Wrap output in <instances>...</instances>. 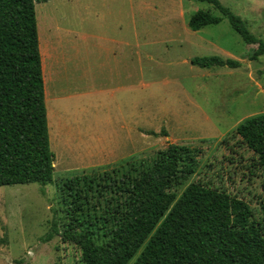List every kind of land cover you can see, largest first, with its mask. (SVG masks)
<instances>
[{
    "label": "rangeland",
    "instance_id": "obj_1",
    "mask_svg": "<svg viewBox=\"0 0 264 264\" xmlns=\"http://www.w3.org/2000/svg\"><path fill=\"white\" fill-rule=\"evenodd\" d=\"M219 1L264 41V0ZM199 10L222 22L192 31L189 20ZM36 15L39 38L49 40L62 29L81 33L95 26L111 33V28L132 26L138 37V75L98 80L92 71L55 79L57 97L46 100L56 158L54 183L0 188V264H83L80 250L59 236L42 242L54 217L61 216L57 181L150 160L169 144L202 151L197 173L180 193L200 182L245 201L260 217L264 177L253 152L232 133L245 119L264 113V55L253 60L257 45L244 43L213 5L194 0H49L36 2ZM78 44L86 48L84 65H97L88 44L81 39ZM214 56L238 61L240 67L191 63Z\"/></svg>",
    "mask_w": 264,
    "mask_h": 264
},
{
    "label": "trees",
    "instance_id": "obj_2",
    "mask_svg": "<svg viewBox=\"0 0 264 264\" xmlns=\"http://www.w3.org/2000/svg\"><path fill=\"white\" fill-rule=\"evenodd\" d=\"M47 1L0 0V188L54 183L36 15V2ZM194 1L213 5L244 43L257 45L253 60L264 55V41L219 0ZM221 22L199 10L189 28ZM191 63L240 67L217 56ZM232 137L253 152L264 177V113L245 119ZM201 155L199 148L169 144L150 160L57 181L61 216L42 242L59 236L80 250L83 264H264V200L257 217L250 204L220 188L194 182L180 193Z\"/></svg>",
    "mask_w": 264,
    "mask_h": 264
},
{
    "label": "crops",
    "instance_id": "obj_3",
    "mask_svg": "<svg viewBox=\"0 0 264 264\" xmlns=\"http://www.w3.org/2000/svg\"><path fill=\"white\" fill-rule=\"evenodd\" d=\"M126 27V29L115 28V31L111 28V33H108L105 28L95 26L84 28L81 33L61 28V33L51 35L50 40L47 37L46 39L40 37L46 100L57 97L55 79H64L68 75L82 74L84 76L88 72L96 71L95 78L98 80L119 81L133 77L137 79V31L132 26ZM128 30H135L134 35L132 32L124 35ZM80 39L88 44L89 57L97 65L91 68L84 65L86 59L84 49L86 48L81 50L78 44Z\"/></svg>",
    "mask_w": 264,
    "mask_h": 264
}]
</instances>
